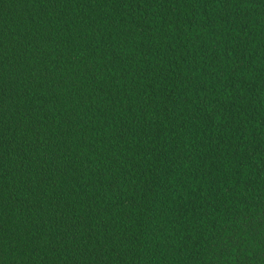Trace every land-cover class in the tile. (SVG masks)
Returning <instances> with one entry per match:
<instances>
[{
    "label": "trees",
    "instance_id": "16d2710c",
    "mask_svg": "<svg viewBox=\"0 0 264 264\" xmlns=\"http://www.w3.org/2000/svg\"><path fill=\"white\" fill-rule=\"evenodd\" d=\"M0 264H264V0H0Z\"/></svg>",
    "mask_w": 264,
    "mask_h": 264
}]
</instances>
